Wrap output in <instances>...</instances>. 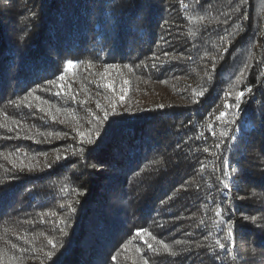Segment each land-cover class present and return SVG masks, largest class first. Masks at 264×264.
Here are the masks:
<instances>
[{
	"label": "trees",
	"instance_id": "trees-1",
	"mask_svg": "<svg viewBox=\"0 0 264 264\" xmlns=\"http://www.w3.org/2000/svg\"><path fill=\"white\" fill-rule=\"evenodd\" d=\"M10 256L264 264V0H0V264Z\"/></svg>",
	"mask_w": 264,
	"mask_h": 264
},
{
	"label": "snow or ice",
	"instance_id": "snow-or-ice-1",
	"mask_svg": "<svg viewBox=\"0 0 264 264\" xmlns=\"http://www.w3.org/2000/svg\"><path fill=\"white\" fill-rule=\"evenodd\" d=\"M81 63H82L81 61H75V62H74V61H72V60H68V61L65 62V65H64V69H63V71H64V72H68V71L76 70L77 67H78V65H80ZM116 67H117L116 65H106V66H105V73H104V75H107V69H109V68H116ZM129 70H131L130 67H129ZM58 79L61 80V81H63V80H64V76L61 75L60 77H58ZM49 83H54V82H49ZM123 83H124V84H127L128 81H124ZM61 87H62V85H61ZM107 87L110 88V89H112V88H113V83H112V82H109V83L107 84ZM248 91L250 92L251 89H248ZM57 94H59V93H57ZM199 95H203V92H200ZM229 95H231V94H229ZM244 95H245V92H244V91H240V92L237 93L236 96H235V103L226 104V107H227V108H231V109H233L234 111L238 112L239 109H240V103H241L242 98L244 97ZM119 99H120L121 101H123V100H124V96L121 95V96L119 97ZM98 106H99V105H98ZM158 107H159V108H163L164 105H159ZM112 114H113V115L116 114V112H115V105H113V107H112ZM226 115H227V113H225V112H221V113H220V116L217 117V119L225 118ZM108 116H109V112H108L107 110H105V111L103 112V119H104V120H107V119H108ZM95 119L97 120L98 123L101 122L99 117H95ZM79 135H80V137H81L82 142L86 141L88 144H92V143H93V133H92V132H89L87 135H86L85 133H83V132H80ZM99 135H100L99 131H95V136L98 137ZM218 146H219V145H217V147H218ZM83 151H84V149L81 148V149H80V153H83ZM57 159L59 160L60 157H57ZM226 186H227V185H226ZM72 211L75 212L76 209H75V208H72ZM222 211H223V209H221V208H217L215 215H216L218 218L221 217V216H222ZM255 219H256L255 217H252V220H253V221H255ZM219 223H220V224H225V223L227 224V237H228V239L231 241V240H232V237H233V225H232V223H231V222H226V221H224L223 219H221V220L219 221ZM146 231H147V230L140 229V230H137V233H136V234H137V235H141V233H144V232H146ZM148 235H151V234L148 233ZM153 239H155V237H153ZM50 243H51V241H50ZM145 243H147L146 240H145ZM159 243H160L161 245H163V249H164V251L171 253V255H176V253L171 252V249L169 248V245H168V244L164 243L163 241H159ZM177 243H180V242L178 241ZM13 247H15V245H13ZM53 247H55V245H53ZM125 247H127V245H125ZM219 247H220V248H224L225 245H224L223 243H219ZM148 248L151 249V248H152V245H151V244H148ZM48 255L51 256L52 253L49 252ZM15 259H16V258H15L14 256H10V257L8 258V262H7V264H11V262H12L13 260H15ZM112 259H113V260H116V257L113 256ZM2 260H3V257H0V261H2ZM145 264H147V261L145 262Z\"/></svg>",
	"mask_w": 264,
	"mask_h": 264
}]
</instances>
